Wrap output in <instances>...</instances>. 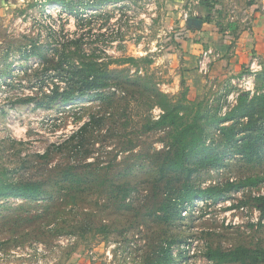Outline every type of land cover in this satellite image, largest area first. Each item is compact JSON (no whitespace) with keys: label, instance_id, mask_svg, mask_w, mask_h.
<instances>
[{"label":"rangeland","instance_id":"374dc122","mask_svg":"<svg viewBox=\"0 0 264 264\" xmlns=\"http://www.w3.org/2000/svg\"><path fill=\"white\" fill-rule=\"evenodd\" d=\"M62 1L8 0L0 11V183L43 189L0 198V264H153L165 241L169 264H264V180L226 190L264 179V153L259 163L240 154L242 143L264 141V63L192 75L191 93L178 44L202 26L190 17L236 35L246 5L184 0L180 13L167 0ZM60 58L65 70L100 63L108 86L38 106L53 81L68 82L52 69ZM240 104L247 116L221 122ZM187 167H196L188 177ZM186 182L223 198L164 217ZM209 249L248 251L219 262Z\"/></svg>","mask_w":264,"mask_h":264},{"label":"trees","instance_id":"16d2710c","mask_svg":"<svg viewBox=\"0 0 264 264\" xmlns=\"http://www.w3.org/2000/svg\"><path fill=\"white\" fill-rule=\"evenodd\" d=\"M48 2H57L63 3L62 0H45ZM112 1V0H105V2ZM120 1V0H116ZM103 1H99L96 4H102ZM207 20H211V12L210 10H206L205 12ZM51 60H54L52 58ZM53 71L56 72L60 78H67L68 82H64V86H60L59 83H55L53 81V88L50 90V94H46L45 97L47 98V102H43V100L37 101L38 106L42 107H50L51 103L55 100H61L62 102H67L71 100L78 90L82 93H87L90 91H95L98 89H102L108 86V81H106V77L109 76L108 71H105L103 67L100 66V63L97 62H90L87 63L83 67H73L70 65L67 66V70H65V63L60 58L56 63L52 64ZM78 77V81L74 82L72 78ZM71 78L72 81H69ZM186 92L182 93V96L185 98ZM163 115V117H165ZM247 116L246 111L240 105L236 106L233 110H231L227 115H225L221 122L226 121H233L236 118H241ZM160 122V121H159ZM82 128V127H81ZM80 128V129H81ZM84 128V127H83ZM189 127H184L183 129L186 130ZM182 129V130H183ZM193 130V125H192ZM194 132V131H193ZM192 132V133H193ZM78 133H81V130H78ZM75 133V134H76ZM74 134V135H75ZM258 136V135H257ZM261 137V136H260ZM263 139V138H262ZM264 140V139H263ZM180 142H185V139L180 136ZM184 147L181 149L183 152ZM241 157L246 160L247 162H256L263 158L264 153V141L258 139H252L251 142L242 143L240 148ZM211 166L220 164L218 157H213L211 159ZM179 166H182L178 162ZM196 167L189 168L187 167V177L190 175L191 172L194 171ZM264 179L260 178H247L243 179L238 183L234 182H227L226 183V190H237L242 187H253L256 186L258 183L262 182ZM43 192V189L38 182L32 181H25V182H1L0 183V198L1 197H20L24 199H36L38 198ZM205 197L212 198L213 201H217L223 198V194L221 189L217 187H206V188H199L194 187L192 184L183 183L180 189V195L176 196V198H169L167 199L165 204L166 213L168 215H163L164 217L171 216L173 212H175L180 218L181 213L186 211V208L192 206L195 200H202ZM260 199L264 202V197L261 196ZM173 241H165L161 247V253H159L158 257L155 259L153 264H169L170 262L174 261L173 251H172ZM248 250L247 249H239L237 251L232 252H224L219 250L209 249L206 252V258L209 260H217L219 262H231V261H238L245 254Z\"/></svg>","mask_w":264,"mask_h":264},{"label":"crops","instance_id":"0c3cea01","mask_svg":"<svg viewBox=\"0 0 264 264\" xmlns=\"http://www.w3.org/2000/svg\"><path fill=\"white\" fill-rule=\"evenodd\" d=\"M6 1L0 0V11L6 6ZM234 4L246 5L245 13L239 16L240 20H247V25L239 24L237 34L228 33L222 38L219 37V31L211 24L212 21L202 22L199 30L189 29L178 41L179 47L183 53V69L186 77H190L189 86L192 93V75L213 73L218 70H230L233 73H240L251 68L254 72L262 68L264 63V1L261 0H229ZM184 0H167L172 4L171 8L178 9ZM192 4L202 3L201 0H190ZM180 13L183 10L178 9ZM206 12V10H205ZM211 20L213 19V11ZM231 17V15H230ZM236 18L233 17V19ZM236 25H231L234 28ZM230 30V29H229ZM230 34V35H229ZM184 37V38H183ZM203 52H207L206 68L201 70L198 61ZM223 59H218L219 57ZM217 68V69H214ZM219 72V71H218ZM198 74V75H199Z\"/></svg>","mask_w":264,"mask_h":264},{"label":"built area","instance_id":"2783aa9c","mask_svg":"<svg viewBox=\"0 0 264 264\" xmlns=\"http://www.w3.org/2000/svg\"><path fill=\"white\" fill-rule=\"evenodd\" d=\"M261 1L263 2L264 0H261ZM261 7L264 9V6L263 5H261ZM206 60H207V52H203L202 53V56L200 57V59L198 61V65H199V68L201 70H204L206 68V62H207ZM251 71L254 72V69H252ZM249 78H250V76L243 75L242 80L245 83H248L249 82Z\"/></svg>","mask_w":264,"mask_h":264},{"label":"water","instance_id":"95a60500","mask_svg":"<svg viewBox=\"0 0 264 264\" xmlns=\"http://www.w3.org/2000/svg\"><path fill=\"white\" fill-rule=\"evenodd\" d=\"M186 22L188 25H192L193 23L195 27H200L202 25V20L193 17L188 18Z\"/></svg>","mask_w":264,"mask_h":264}]
</instances>
